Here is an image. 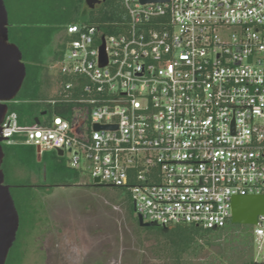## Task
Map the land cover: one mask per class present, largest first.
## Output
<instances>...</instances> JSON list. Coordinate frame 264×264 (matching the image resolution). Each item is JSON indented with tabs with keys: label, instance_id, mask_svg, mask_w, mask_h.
Here are the masks:
<instances>
[{
	"label": "built area",
	"instance_id": "1",
	"mask_svg": "<svg viewBox=\"0 0 264 264\" xmlns=\"http://www.w3.org/2000/svg\"><path fill=\"white\" fill-rule=\"evenodd\" d=\"M123 4L120 32L65 29L68 92L43 101H72V116L22 126L8 111L2 136L62 149L72 168L129 190L145 222L222 228L234 197L264 194V0ZM253 226L264 248V214Z\"/></svg>",
	"mask_w": 264,
	"mask_h": 264
},
{
	"label": "rangeland",
	"instance_id": "2",
	"mask_svg": "<svg viewBox=\"0 0 264 264\" xmlns=\"http://www.w3.org/2000/svg\"><path fill=\"white\" fill-rule=\"evenodd\" d=\"M53 1L40 0L42 5ZM5 3L9 12L11 41L24 48L23 61L32 62L37 67V59L27 55L29 50L24 42L29 37L22 35L17 38L16 33L26 30L23 25H40V21L42 23L47 20V13L41 12V15H38L40 19L29 14L28 0H5ZM87 6L86 3L84 11ZM64 33L65 29L39 34L42 49L38 58L40 69L37 71L42 100L53 98L54 73L57 66L54 55ZM37 35L34 34L33 37ZM20 95L18 94L14 101ZM63 156L69 165V154ZM2 167L6 174V183L11 186L15 195L21 221L7 264H46L47 251L43 245L47 244V247L51 248L56 241V233L64 231V226L71 223L72 235L81 229L94 241L86 251L82 252L81 248L82 255L79 256L84 259L82 262L78 261L80 264H159L153 254L158 240L151 230L135 222L138 218L132 206L131 192L126 188L106 185L92 187L90 185L94 180L87 172L81 170H77L78 175L72 176L75 181L73 186L37 187L33 184L51 183L66 176L53 175L47 179L45 171L40 179L12 155L5 158ZM26 184L34 187H25ZM252 227L254 231L255 226ZM215 251V248L205 247L194 259V264H216L212 262ZM254 252L256 257H264V248L255 242Z\"/></svg>",
	"mask_w": 264,
	"mask_h": 264
},
{
	"label": "trees",
	"instance_id": "3",
	"mask_svg": "<svg viewBox=\"0 0 264 264\" xmlns=\"http://www.w3.org/2000/svg\"><path fill=\"white\" fill-rule=\"evenodd\" d=\"M28 2L30 8L29 10L26 9L29 14L38 18L41 12H46L47 20L42 21V23L40 21V25H23L26 30L16 33V37L19 38L22 35L26 38L29 37L24 42L29 50L27 55L32 56L34 59L36 58L39 65L40 61L38 58L42 49V40L39 38L40 33L48 32L49 34L54 30L66 29L68 25L74 23L95 24L106 32L116 33L122 30L127 19V10L123 0H103L94 8L87 6L85 11L83 8L86 5V0H54L52 3L44 5L41 4L40 0H28ZM39 30L43 32H39ZM34 34H38L37 37H33ZM9 37L11 41L10 29ZM70 38V35L65 32L58 43L54 55V60L57 63L64 57ZM18 46L22 50L24 58V48L21 45ZM38 66L36 67L32 62L26 63L27 75L18 93L21 95L16 101L8 102L9 111L17 112L19 124L22 126H36V118L40 120L41 125H48L56 115L66 118L72 116V101L44 102L41 99V84L37 71L40 68ZM56 68H59V66L57 65ZM68 80L69 77L61 73L57 74L53 98L63 97L68 92L64 87ZM2 144L5 158L12 155L21 165L25 166L40 179L43 178L46 171L47 179L53 175L58 177H67L69 175L71 176L69 180L72 181V184L75 182L72 176L78 175L77 169L72 168L70 163L68 165L64 156L59 155L57 151H45L39 159L37 148L34 145L23 142L9 144L6 141ZM25 187L34 186L26 184ZM11 193L17 206L12 190ZM142 227L151 230L158 240L157 245L153 248V254L159 264H194V259L199 256L205 247L215 248L216 251L212 262L216 264H264V259L257 258L254 252L255 239L252 225L234 223L232 218L222 228L209 229L192 223L167 225L149 223L148 226Z\"/></svg>",
	"mask_w": 264,
	"mask_h": 264
},
{
	"label": "water",
	"instance_id": "4",
	"mask_svg": "<svg viewBox=\"0 0 264 264\" xmlns=\"http://www.w3.org/2000/svg\"><path fill=\"white\" fill-rule=\"evenodd\" d=\"M103 0H86L89 7L94 8ZM159 1V0H142ZM9 12L5 0H0V264H6L10 249L17 239L20 226V216L11 193V186L6 183L3 162L5 151L2 136V122L9 111L8 102L14 100L21 90L27 75L26 63L23 61V52L9 37ZM101 64H107L104 44L101 46ZM36 124L40 120L36 118ZM99 127V126H97ZM59 155L64 151L59 149ZM39 159L40 149L37 148ZM94 185H102L100 178H95ZM264 214V194L236 196L232 205V222L255 225L258 223L259 215ZM141 226H148L141 216L138 217Z\"/></svg>",
	"mask_w": 264,
	"mask_h": 264
},
{
	"label": "flooded vegetation",
	"instance_id": "5",
	"mask_svg": "<svg viewBox=\"0 0 264 264\" xmlns=\"http://www.w3.org/2000/svg\"><path fill=\"white\" fill-rule=\"evenodd\" d=\"M33 185L37 187L54 188L56 186H73L74 184H72V181L66 177L62 180L53 181L51 183L45 182ZM90 186L97 187V185H94V183H92ZM99 186L105 185L102 184ZM135 222L137 225H140L139 221ZM75 232L76 233L72 235V223L66 225L64 226V231L56 233V241L52 244L51 248H48L47 244L43 245V248L47 251L46 264H80L78 261H83L84 258L79 256V254L82 255V252L86 251L87 247L89 248L90 245H93L94 241L89 238V234L86 235L85 231L83 232L81 229ZM81 248H83V251ZM51 260H54V262Z\"/></svg>",
	"mask_w": 264,
	"mask_h": 264
},
{
	"label": "crops",
	"instance_id": "6",
	"mask_svg": "<svg viewBox=\"0 0 264 264\" xmlns=\"http://www.w3.org/2000/svg\"><path fill=\"white\" fill-rule=\"evenodd\" d=\"M60 73H61V72L59 71V68H56L55 73H54V83H55V79H56V77H57V74H60ZM54 91H55V86H53V92H52V95H53Z\"/></svg>",
	"mask_w": 264,
	"mask_h": 264
}]
</instances>
